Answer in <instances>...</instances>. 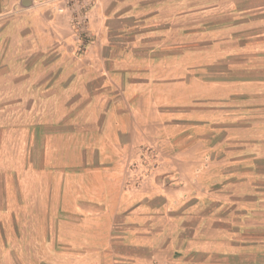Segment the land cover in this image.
Segmentation results:
<instances>
[{
	"label": "crops",
	"instance_id": "1",
	"mask_svg": "<svg viewBox=\"0 0 264 264\" xmlns=\"http://www.w3.org/2000/svg\"><path fill=\"white\" fill-rule=\"evenodd\" d=\"M172 3L96 0L78 37L56 0H0V263L264 264L262 238L220 223L263 178L264 0L213 9L235 45L210 127L187 120V76L174 93Z\"/></svg>",
	"mask_w": 264,
	"mask_h": 264
},
{
	"label": "rangeland",
	"instance_id": "2",
	"mask_svg": "<svg viewBox=\"0 0 264 264\" xmlns=\"http://www.w3.org/2000/svg\"><path fill=\"white\" fill-rule=\"evenodd\" d=\"M223 2L224 0H173L172 11L165 12L162 10L161 12L163 18L164 16L168 18V15H172V34L167 39V49H169V47L173 49L171 55L173 85H175L179 79L186 78V76L187 79H189L188 87L183 86V90L187 89L188 95L190 96L188 103V115L190 118L187 120L195 125L205 124L209 127L212 125L214 115L211 110L214 103V94H216L218 89L221 91L220 95H224V93H227L229 90L228 86H218L217 84L219 81L214 79V74L220 68V64L223 65L226 62L228 63L230 57L228 53L229 49L235 45L232 43L234 41H230L228 37L220 36L218 33L216 34L214 32V24H218V19L220 18L218 16V11L213 12V9L217 4L222 6ZM144 4L147 5L148 2L146 1ZM142 12L146 13L142 17L149 15V13L143 10ZM182 15L185 17L182 18ZM168 23L167 25H161L168 28ZM221 35H223V33H221ZM169 44L171 46H169ZM160 55L162 54L155 53L153 56L161 57ZM181 88V85H175L174 93H180ZM202 96L203 98H201ZM198 104L204 105L201 109H205L206 112L204 114L199 113L198 115H192L191 112H193V110L199 109L197 108ZM221 110L228 111L229 109ZM241 120L242 122H240V125H244L245 119L242 118ZM205 129L207 130V127ZM260 136L261 134H259V132H256V134L254 133V139H258ZM242 141H244L243 138ZM240 148L241 146H238V149ZM208 157L212 159L211 155H208ZM235 184L237 186L236 194L231 197V201H235V203L230 207V211L234 213L229 215L228 209H224V212L222 211L220 222L222 229L227 231L229 226L236 227L237 234H231L229 236L232 238L235 237L240 243H244L245 239L247 241L253 239L252 243L259 246L258 243H260L262 238L263 240L261 243L264 244V233H261L259 215H253V235L245 233L244 231L246 211L251 205L249 202L255 197H263L264 199V172L261 180L260 178H255V176L252 181H244L243 178H240V181L238 180ZM234 208L236 210H233ZM262 222L264 225V218ZM262 248L264 250V245ZM258 251H260V249H258Z\"/></svg>",
	"mask_w": 264,
	"mask_h": 264
},
{
	"label": "built area",
	"instance_id": "3",
	"mask_svg": "<svg viewBox=\"0 0 264 264\" xmlns=\"http://www.w3.org/2000/svg\"><path fill=\"white\" fill-rule=\"evenodd\" d=\"M55 11H70L71 23L76 35L82 37L87 32L88 13L95 6L96 0H56Z\"/></svg>",
	"mask_w": 264,
	"mask_h": 264
}]
</instances>
